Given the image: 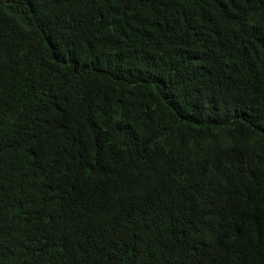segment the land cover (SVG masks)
<instances>
[{
  "label": "trees",
  "instance_id": "obj_1",
  "mask_svg": "<svg viewBox=\"0 0 264 264\" xmlns=\"http://www.w3.org/2000/svg\"><path fill=\"white\" fill-rule=\"evenodd\" d=\"M0 264H264V0H0Z\"/></svg>",
  "mask_w": 264,
  "mask_h": 264
}]
</instances>
